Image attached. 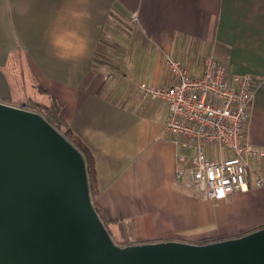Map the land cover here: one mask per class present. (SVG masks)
Returning a JSON list of instances; mask_svg holds the SVG:
<instances>
[{"label": "crops", "instance_id": "obj_1", "mask_svg": "<svg viewBox=\"0 0 264 264\" xmlns=\"http://www.w3.org/2000/svg\"><path fill=\"white\" fill-rule=\"evenodd\" d=\"M57 40L86 51L60 59ZM165 54L193 73L212 54L251 74L247 130L264 149V0H0V102L51 94L60 104L92 154V203L115 244L205 243L264 226V156L251 159L246 188L223 198L176 176L192 150L164 130L166 104L136 92L170 84Z\"/></svg>", "mask_w": 264, "mask_h": 264}, {"label": "water", "instance_id": "obj_2", "mask_svg": "<svg viewBox=\"0 0 264 264\" xmlns=\"http://www.w3.org/2000/svg\"><path fill=\"white\" fill-rule=\"evenodd\" d=\"M0 264H264V226L205 243L115 244L81 151L41 113L0 102Z\"/></svg>", "mask_w": 264, "mask_h": 264}, {"label": "built area", "instance_id": "obj_3", "mask_svg": "<svg viewBox=\"0 0 264 264\" xmlns=\"http://www.w3.org/2000/svg\"><path fill=\"white\" fill-rule=\"evenodd\" d=\"M164 66L171 77L169 85L139 82L136 92L166 104L164 130L192 150L190 166L177 169L176 176L197 183L204 197L212 200L245 189L251 159L264 156V149L250 140L247 130L254 77L229 73L227 65L212 54L203 57L197 73L169 54L164 56ZM15 106L30 109L25 103ZM184 159L182 154L176 156L177 162ZM263 184L258 177L256 185Z\"/></svg>", "mask_w": 264, "mask_h": 264}, {"label": "trees", "instance_id": "obj_4", "mask_svg": "<svg viewBox=\"0 0 264 264\" xmlns=\"http://www.w3.org/2000/svg\"><path fill=\"white\" fill-rule=\"evenodd\" d=\"M36 89L44 91L39 85H35ZM26 105L39 113L48 120L57 130H59L69 141H71L82 153L88 181V189L91 200L97 194L96 176L92 154L87 145L81 138L69 127L61 116V106L51 94H47V101L41 102L33 96L26 98Z\"/></svg>", "mask_w": 264, "mask_h": 264}, {"label": "clouds", "instance_id": "obj_5", "mask_svg": "<svg viewBox=\"0 0 264 264\" xmlns=\"http://www.w3.org/2000/svg\"><path fill=\"white\" fill-rule=\"evenodd\" d=\"M55 45L62 49V51L59 53L60 59H76L84 54L86 51V44L80 43V44H73L71 42H61L60 40H57L54 42Z\"/></svg>", "mask_w": 264, "mask_h": 264}, {"label": "rangeland", "instance_id": "obj_6", "mask_svg": "<svg viewBox=\"0 0 264 264\" xmlns=\"http://www.w3.org/2000/svg\"><path fill=\"white\" fill-rule=\"evenodd\" d=\"M22 83H23L24 87H21V88H19V89L22 90V91L25 92V93H28V91L30 90V89H29L30 86H28L29 81L27 80V78H24V80L22 81ZM90 198H91V197H90Z\"/></svg>", "mask_w": 264, "mask_h": 264}]
</instances>
